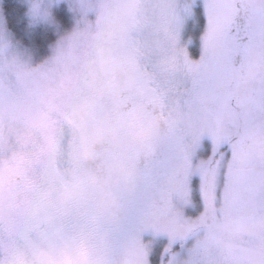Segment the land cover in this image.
<instances>
[{
    "label": "rangeland",
    "instance_id": "374dc122",
    "mask_svg": "<svg viewBox=\"0 0 264 264\" xmlns=\"http://www.w3.org/2000/svg\"><path fill=\"white\" fill-rule=\"evenodd\" d=\"M2 2L0 264H264V0Z\"/></svg>",
    "mask_w": 264,
    "mask_h": 264
},
{
    "label": "trees",
    "instance_id": "16d2710c",
    "mask_svg": "<svg viewBox=\"0 0 264 264\" xmlns=\"http://www.w3.org/2000/svg\"><path fill=\"white\" fill-rule=\"evenodd\" d=\"M67 4H61L54 10L53 23H33L26 7L20 0H3L2 7L5 20L9 30L18 38L26 47H32L37 57L46 58L49 55L51 46L59 37V31L67 29L72 24V12ZM199 11V26L193 28L191 24H187L185 32V42L188 38L194 37L192 53L196 57L199 54L200 34L205 29V17L202 8L197 6ZM201 15V16H200ZM32 22V23H31ZM243 18L236 19L234 22V32L240 33L243 28ZM185 44V43H184Z\"/></svg>",
    "mask_w": 264,
    "mask_h": 264
},
{
    "label": "flooded vegetation",
    "instance_id": "af4514ba",
    "mask_svg": "<svg viewBox=\"0 0 264 264\" xmlns=\"http://www.w3.org/2000/svg\"><path fill=\"white\" fill-rule=\"evenodd\" d=\"M157 109L159 110V108H157ZM166 132H167V131H166ZM172 142H173V141H172ZM173 143H174V142H173ZM170 145L172 146L173 144H171V143L169 142V146H170ZM171 146H170V147H171ZM171 150H173V151H175V152L177 151V152L179 153V149H178L177 147H173V146H172V147H171ZM160 157H161V156H160ZM90 218H91V220H94V218H93L92 216H90ZM125 264H126V263H125Z\"/></svg>",
    "mask_w": 264,
    "mask_h": 264
}]
</instances>
